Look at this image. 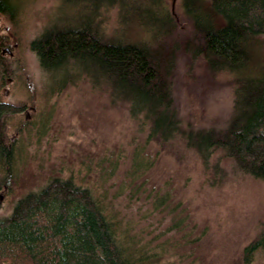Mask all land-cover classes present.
Segmentation results:
<instances>
[{"label":"trees","instance_id":"1","mask_svg":"<svg viewBox=\"0 0 264 264\" xmlns=\"http://www.w3.org/2000/svg\"><path fill=\"white\" fill-rule=\"evenodd\" d=\"M35 3L0 0V19L19 35ZM57 9L18 47L21 56L24 48L33 56L41 88L29 82L25 100L0 97V210L20 176L31 129L27 112L33 117L39 110L37 98L85 86L91 96L103 94L109 110L126 112L145 137L112 197L104 185L119 170L122 152L98 164L103 177H82L90 166L69 164L19 196L12 213L0 216V264H176L169 252L199 236L190 238L194 227L187 232L173 190L152 189L149 199L153 211L172 216L167 230L184 233V241L146 240L117 199L127 191L139 198L136 182L155 162L150 144L197 172L201 198L231 181L232 172L264 182V0H61ZM21 56L0 27V95L22 78ZM223 92L228 109L209 115ZM53 116L42 115L40 136ZM254 226L236 255L220 264H264V215Z\"/></svg>","mask_w":264,"mask_h":264},{"label":"rangeland","instance_id":"2","mask_svg":"<svg viewBox=\"0 0 264 264\" xmlns=\"http://www.w3.org/2000/svg\"><path fill=\"white\" fill-rule=\"evenodd\" d=\"M60 2L61 0H37L31 18L33 23L29 17L27 22L30 25L26 24L24 31H21L24 32V37L21 32L19 35L16 34L4 18L0 19V27H3V31L10 37V44L15 52L18 51L19 57L21 53L18 47L45 25L50 14L57 16ZM5 48L12 50L10 47ZM24 49L21 56L25 65L22 78L11 82L1 92L0 97L4 100H25L30 96L29 82L33 83L32 86L41 88L36 62L28 49ZM45 83L48 84V81ZM84 87L72 89L68 95L55 96L48 101L39 97L37 98L39 110H35L36 114L32 117L33 114L27 112L31 120V129L25 134V140L28 142L25 154L27 158L24 156L23 161L19 163L20 176L14 183V194L9 196V201H5L0 216L10 215L19 196L33 187L44 184L48 176L60 173L67 165L73 164L76 169L89 165V171L87 172L86 168L82 177L97 179L103 177L102 167L99 168L98 164L105 157L110 159L108 157L112 154L122 152L124 154L119 170L104 185V188L109 189L111 197L115 192H119L123 178L130 169L133 149L138 143L143 142L145 136L137 133L126 112L109 110L105 105V102L109 101L103 94L91 96ZM37 92L41 93L38 90ZM42 95L47 98L46 94ZM227 100L226 93L220 94L211 101L208 114L218 116L226 111L229 106ZM52 111L54 116L50 122L49 132L40 136L38 128L41 125L40 119L42 115H49ZM25 114L22 117H27ZM147 152L155 162L150 170L140 176L142 177L140 181L136 182L137 187L141 188L139 198L131 199L127 191L118 197L116 207H119L128 218L136 221V230H143L142 235L154 245L167 240L178 242L179 238L184 241V233H177L175 229L167 230L172 216L165 210L153 211L149 199L152 189L173 190L176 204L180 203L178 212L183 210L181 217H187L185 224L188 226L187 232L194 227V233L190 238L199 236V240L190 243L191 245H184L182 249L174 248L171 253L169 252V258L176 264H188L192 261L195 264H220L228 257L236 255L234 251L238 248V242L252 232L254 223L264 215V182L231 171V181L227 180L219 189L207 190L208 195L201 198L196 190L197 172L180 168L169 156L158 155L153 144L147 147ZM104 166L106 171H111L109 163L106 162ZM204 227L207 232L200 235ZM190 252L193 253L189 254ZM181 255L184 257L181 258Z\"/></svg>","mask_w":264,"mask_h":264},{"label":"water","instance_id":"3","mask_svg":"<svg viewBox=\"0 0 264 264\" xmlns=\"http://www.w3.org/2000/svg\"><path fill=\"white\" fill-rule=\"evenodd\" d=\"M5 51H7V52H10V53H11L10 49H7V48H5Z\"/></svg>","mask_w":264,"mask_h":264}]
</instances>
